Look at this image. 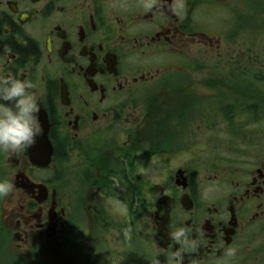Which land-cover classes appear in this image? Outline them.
I'll return each instance as SVG.
<instances>
[{"label": "flooded vegetation", "instance_id": "flooded-vegetation-1", "mask_svg": "<svg viewBox=\"0 0 264 264\" xmlns=\"http://www.w3.org/2000/svg\"><path fill=\"white\" fill-rule=\"evenodd\" d=\"M237 1L0 0V75L31 82L52 149L45 168L30 147L0 151V180L13 184L0 199V264H175L176 252L180 264L251 263L264 140L252 138L249 169L221 157L204 173L190 146L211 101L233 129L264 118V60L238 44ZM198 6L219 27L226 11V32L204 31ZM207 58L221 68L210 93ZM179 228L194 248L171 238Z\"/></svg>", "mask_w": 264, "mask_h": 264}, {"label": "rangeland", "instance_id": "rangeland-1", "mask_svg": "<svg viewBox=\"0 0 264 264\" xmlns=\"http://www.w3.org/2000/svg\"><path fill=\"white\" fill-rule=\"evenodd\" d=\"M239 1V2H238ZM237 5L234 7L237 9L238 15L241 17V22L244 20V28L242 33H237L238 35V44H252L250 48H253L257 51L258 55L261 57L259 62L264 60V3L253 2L247 3L245 0H238ZM207 5L211 7H216L218 3H222V7L226 9V5L231 2L234 3L235 0H206ZM197 7L195 12H199L201 19L203 20L202 28L204 31L214 35L217 32H226L228 28L229 17L226 16L227 12H223V18L219 20L221 22V27L218 25V20L215 22L214 13H207L203 18V8ZM220 15V14H219ZM240 22V28L241 27ZM249 29V30H248ZM247 30L249 32H247ZM252 33V34H251ZM222 47L226 49V46L232 43V39L229 36L224 34L221 36ZM256 53V52H255ZM256 53V54H257ZM255 55V54H254ZM259 56H255L256 58ZM166 61L176 60L178 58H173L169 55H166ZM214 61L209 58L203 61L204 74L202 79L204 81V87L206 88L207 93H210L211 89L210 84H213L214 79L218 78L217 74L221 72L219 65V70L216 69ZM218 72V73H217ZM261 72V71H260ZM181 76V75H178ZM197 83V81H194ZM199 87V85L194 84ZM201 89H203L201 87ZM230 103V102H229ZM192 107L198 106L199 103L196 101H191ZM207 106V104H206ZM219 110L215 101H211V105L205 109L207 111L208 120L210 123L207 124V127L197 129L196 124L191 131V155L196 159H201L195 163H192V168L200 169L199 172L204 173V168L213 167L215 169L216 165L219 164L221 157L222 158H233L235 164L238 166H243L244 169H249L251 164L250 160L253 155H257L258 152H261L259 145L252 143V138L254 136H259L260 141L264 140V118L258 119L260 123H255L251 126H246V123L242 122L240 128L233 129L229 121V117L215 118L214 114ZM219 121V123H215ZM224 123H223V121ZM222 125V126H221ZM227 125V126H226ZM258 147V148H257ZM264 151V150H263ZM247 163V164H244ZM208 170V169H207ZM212 172V171H211ZM210 172V173H211ZM252 253V260L250 264H264V232L256 235L252 240L250 247ZM47 264H53V257H50Z\"/></svg>", "mask_w": 264, "mask_h": 264}, {"label": "clouds", "instance_id": "clouds-1", "mask_svg": "<svg viewBox=\"0 0 264 264\" xmlns=\"http://www.w3.org/2000/svg\"><path fill=\"white\" fill-rule=\"evenodd\" d=\"M150 6V5H149ZM31 82L12 75H0V151L15 153L31 147L44 132L40 121V108ZM13 191V184L0 180V199ZM171 238L186 247H195L186 238L184 228L177 229ZM230 255L233 253H229ZM171 260L180 264V253H173ZM154 264H159L155 261Z\"/></svg>", "mask_w": 264, "mask_h": 264}, {"label": "water", "instance_id": "water-1", "mask_svg": "<svg viewBox=\"0 0 264 264\" xmlns=\"http://www.w3.org/2000/svg\"><path fill=\"white\" fill-rule=\"evenodd\" d=\"M42 125H43V128H44V132L41 136H38L37 137V141H47L46 139V133H47V123H46V120L45 122L41 121ZM30 159H31V163L33 165H35L36 167H45L48 165L49 163V155H50V145L47 143V147H46V150L45 149H42V148H39L38 146H32L30 147ZM42 151H45L46 153H43Z\"/></svg>", "mask_w": 264, "mask_h": 264}]
</instances>
